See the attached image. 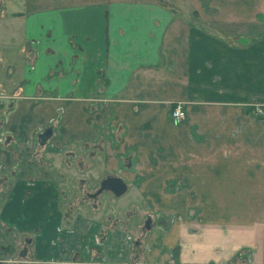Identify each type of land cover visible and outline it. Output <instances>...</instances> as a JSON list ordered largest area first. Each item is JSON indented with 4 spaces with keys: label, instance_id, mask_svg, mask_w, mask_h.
Instances as JSON below:
<instances>
[{
    "label": "crops",
    "instance_id": "crops-1",
    "mask_svg": "<svg viewBox=\"0 0 264 264\" xmlns=\"http://www.w3.org/2000/svg\"><path fill=\"white\" fill-rule=\"evenodd\" d=\"M0 28L17 52L7 91L78 98L22 102L42 114L37 128L65 108L53 150L78 158L86 149V171L94 173L97 147L100 166L116 171L146 141L141 130H151V157L165 153V170L152 172L185 190V223L172 224L167 252L183 240L184 259L194 251L191 263L264 264V0H4ZM179 103L187 116L175 123L170 110ZM109 109L111 127L124 126L117 146ZM54 201L39 200L43 218ZM27 203L26 211L37 205ZM76 216L79 247L96 228Z\"/></svg>",
    "mask_w": 264,
    "mask_h": 264
},
{
    "label": "rangeland",
    "instance_id": "rangeland-1",
    "mask_svg": "<svg viewBox=\"0 0 264 264\" xmlns=\"http://www.w3.org/2000/svg\"><path fill=\"white\" fill-rule=\"evenodd\" d=\"M6 35V30L0 28V82L4 85H0V264H198L191 263L189 257L195 255L194 251L184 259L183 240L167 252V236L172 224L176 220L185 223L181 214L186 206L185 190L168 187L165 173L152 172L158 165L165 170V153H161L160 148L159 154L163 156L151 157V130H141L146 141L132 146L128 155L120 158V169L116 171L100 166L102 158L96 154L97 147L94 173L86 171V149L79 148L78 158L68 152L61 153L59 148L53 150L51 138L59 131L65 108H60L58 117L48 126L37 128L32 124H36L42 114L35 108L22 107V102H68L78 98L71 93L7 91L10 58L17 52L12 51ZM91 95L94 99H103L99 93ZM111 111L106 114V121L110 127L108 132L112 134L114 128L117 131L113 143L117 146L124 126L111 127ZM169 119L173 121L171 116ZM48 128H52V135L48 143L46 141L48 145L40 144L39 135ZM160 134L165 138L166 130L162 129ZM141 148L144 155L139 158L135 151ZM111 177L120 178L126 184L124 194L117 196L110 189L102 190L103 181ZM26 180L51 181L57 188L41 192L28 190ZM23 200L37 205L26 211L29 205H23ZM39 200H55L44 214L46 221L40 214ZM173 205L180 211L173 210ZM80 213L92 218L96 230L78 247L71 232ZM190 228L197 231L195 227ZM52 230V236L44 235ZM90 242L95 244L88 249ZM97 244L101 246L96 247Z\"/></svg>",
    "mask_w": 264,
    "mask_h": 264
},
{
    "label": "water",
    "instance_id": "water-1",
    "mask_svg": "<svg viewBox=\"0 0 264 264\" xmlns=\"http://www.w3.org/2000/svg\"><path fill=\"white\" fill-rule=\"evenodd\" d=\"M51 135H52V128H48L46 131L41 133L39 135L40 144H45L46 141L51 137ZM103 189H110L114 191L117 196H120L127 191V186L120 178L111 177L103 181L102 190Z\"/></svg>",
    "mask_w": 264,
    "mask_h": 264
},
{
    "label": "built area",
    "instance_id": "built-area-1",
    "mask_svg": "<svg viewBox=\"0 0 264 264\" xmlns=\"http://www.w3.org/2000/svg\"><path fill=\"white\" fill-rule=\"evenodd\" d=\"M4 0H0V6L2 5ZM187 115L186 109L183 106V104H176L170 111V116L171 119L175 122V123H180L182 122L185 117Z\"/></svg>",
    "mask_w": 264,
    "mask_h": 264
}]
</instances>
